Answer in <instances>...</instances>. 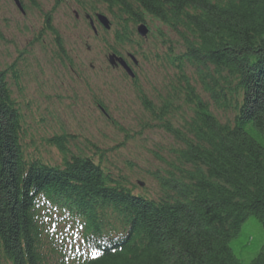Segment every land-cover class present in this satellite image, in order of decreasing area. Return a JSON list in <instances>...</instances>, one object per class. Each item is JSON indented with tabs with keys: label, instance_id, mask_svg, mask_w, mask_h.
<instances>
[{
	"label": "trees",
	"instance_id": "obj_1",
	"mask_svg": "<svg viewBox=\"0 0 264 264\" xmlns=\"http://www.w3.org/2000/svg\"><path fill=\"white\" fill-rule=\"evenodd\" d=\"M98 1L112 14L120 46L136 42L144 12L166 28L155 52L167 82L155 104L138 89L175 142L159 182L165 193L133 194L100 162L70 152L66 135L44 138L60 164L29 156L22 129L29 115L14 94L23 90L17 62L26 50L19 51L17 62L0 63V264H65L55 248H43L39 197L83 219L90 236L125 234L109 239L116 244L100 257L74 264H264V242L242 235L249 222L264 232V0ZM49 21L48 14L44 31ZM59 57H67L62 45Z\"/></svg>",
	"mask_w": 264,
	"mask_h": 264
},
{
	"label": "rangeland",
	"instance_id": "obj_2",
	"mask_svg": "<svg viewBox=\"0 0 264 264\" xmlns=\"http://www.w3.org/2000/svg\"><path fill=\"white\" fill-rule=\"evenodd\" d=\"M21 1L20 10L15 0H0L3 34L0 63L7 66L17 62L19 51L26 50L24 60L17 62L23 74L20 81L23 90L14 94L26 117L29 115L23 133L24 149L29 156L39 157L51 165L60 164L62 155L56 147L47 146L44 137L63 132L71 136L67 145L70 152L92 157L134 192L152 198L163 196L159 179L175 160L172 153L175 142L168 132L158 128L160 122L144 110L134 88L135 84L140 85L147 97L154 100L153 104L156 103L155 90L164 82L165 71L157 61L155 50L159 29L166 28L144 12L142 22L150 30L147 40L154 42L153 48L148 45L147 49L139 50L132 43L121 47L115 42L114 19L103 1ZM74 11L78 12L77 17ZM85 13L92 17L93 13L105 14L111 21V30L106 31L95 22L97 35H94ZM48 14L49 30L44 31ZM38 33L42 35L35 40ZM169 35L172 40L176 39L175 34ZM59 41L62 44L58 47ZM60 45L67 53L63 59L59 57ZM109 46L119 50L124 58L128 53L136 56L140 65L134 68L137 82L132 83L121 69L110 66L106 50ZM163 48L159 46L160 50ZM143 51L148 53L147 58L140 56ZM25 61L28 68L22 65ZM95 101L103 104L106 115ZM217 116L222 121L227 119L222 111ZM96 147L104 152V160ZM139 181L143 182L141 187H137ZM242 235L255 244L264 242V232L255 222L247 223ZM252 256L246 255L243 259Z\"/></svg>",
	"mask_w": 264,
	"mask_h": 264
},
{
	"label": "water",
	"instance_id": "obj_3",
	"mask_svg": "<svg viewBox=\"0 0 264 264\" xmlns=\"http://www.w3.org/2000/svg\"><path fill=\"white\" fill-rule=\"evenodd\" d=\"M17 5H18V4H17ZM18 6H19V5H18ZM97 18H98V20L103 24V26H104L105 28H109V20H108L104 15H102V14H98V15H97ZM90 24L92 25V28L95 30V28L93 27V21H92V20L90 21ZM137 30H138V32H139L142 36H145V35L147 34V32H148V29H147V27H146L144 24L139 25L138 28H137ZM110 63H111V64L114 63V60H113L112 57H110ZM121 63H122V65L125 67V69L127 70V72H128L131 76H133V73H132V71L130 70V68H128V67L125 65V63H124L123 61H122Z\"/></svg>",
	"mask_w": 264,
	"mask_h": 264
},
{
	"label": "bare ground",
	"instance_id": "obj_4",
	"mask_svg": "<svg viewBox=\"0 0 264 264\" xmlns=\"http://www.w3.org/2000/svg\"><path fill=\"white\" fill-rule=\"evenodd\" d=\"M131 236V234H129L128 235V237H130ZM116 244V243H115ZM114 243H108L107 245H105V246H101L102 248H108V247H110V246H112V245H115ZM95 247H100L99 245H97V244H93Z\"/></svg>",
	"mask_w": 264,
	"mask_h": 264
},
{
	"label": "snow or ice",
	"instance_id": "obj_5",
	"mask_svg": "<svg viewBox=\"0 0 264 264\" xmlns=\"http://www.w3.org/2000/svg\"><path fill=\"white\" fill-rule=\"evenodd\" d=\"M100 255V253L98 252V251H96V250H93L92 252H91V257L94 259V258H96V257H98Z\"/></svg>",
	"mask_w": 264,
	"mask_h": 264
}]
</instances>
